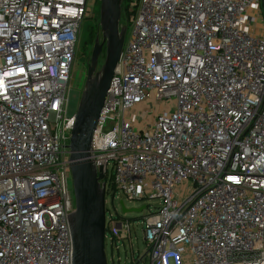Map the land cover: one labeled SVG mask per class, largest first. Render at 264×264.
Wrapping results in <instances>:
<instances>
[{
    "label": "built area",
    "instance_id": "2783aa9c",
    "mask_svg": "<svg viewBox=\"0 0 264 264\" xmlns=\"http://www.w3.org/2000/svg\"><path fill=\"white\" fill-rule=\"evenodd\" d=\"M122 6L90 159L106 191L160 200L135 259L264 264V0ZM90 17L87 0H0V264H72L66 109Z\"/></svg>",
    "mask_w": 264,
    "mask_h": 264
},
{
    "label": "water",
    "instance_id": "95a60500",
    "mask_svg": "<svg viewBox=\"0 0 264 264\" xmlns=\"http://www.w3.org/2000/svg\"><path fill=\"white\" fill-rule=\"evenodd\" d=\"M122 0H99L98 33L94 38L86 76L77 101L68 144V168L74 208L68 215L72 241V264H106L104 254L105 187L104 173L91 155V140L110 80L119 62L126 27L121 25ZM104 57L98 68L102 47ZM121 211L140 212L146 206ZM158 210L157 207L154 208ZM134 259L132 264H138Z\"/></svg>",
    "mask_w": 264,
    "mask_h": 264
},
{
    "label": "rangeland",
    "instance_id": "374dc122",
    "mask_svg": "<svg viewBox=\"0 0 264 264\" xmlns=\"http://www.w3.org/2000/svg\"><path fill=\"white\" fill-rule=\"evenodd\" d=\"M87 5L91 10V17L84 19L82 22L81 33L76 44L75 59L72 66L71 89L69 92V101L66 112L69 116L73 115L80 91L86 76L87 64L90 57L92 44L85 43L89 26L95 25L93 17L98 12L99 4L96 0H87ZM122 25V24H121ZM125 26V25H124ZM131 32V24L126 26V35L124 46L128 42ZM98 33V31H97ZM103 59H99L98 68ZM110 170V165L108 166ZM122 201L125 209L139 208L143 205L146 207L140 212L123 213L119 202ZM160 204L157 198L129 199L120 190H107L105 193V223L110 225L118 219L129 221L130 233L126 238H114L109 231H106L104 238V254L106 264H130L133 259L140 258L146 252V244L143 240V217L149 211H153ZM110 216L112 221H110ZM138 264H149L148 256H145Z\"/></svg>",
    "mask_w": 264,
    "mask_h": 264
},
{
    "label": "trees",
    "instance_id": "16d2710c",
    "mask_svg": "<svg viewBox=\"0 0 264 264\" xmlns=\"http://www.w3.org/2000/svg\"><path fill=\"white\" fill-rule=\"evenodd\" d=\"M96 4L97 5L99 4V0H96ZM93 17L95 18V25H93L92 27L89 26V28H88V32H87V36H86V40H85V43H87V44H93L94 38L97 35V31H98V26H97L98 12H96V14H94ZM124 20H125V15H124V9L122 6L121 7V18H120V23L122 25H125ZM104 50H105V46L102 47V53H101L100 59H103V57H104ZM108 186H109L108 189L114 190V188L112 186H110V185H108Z\"/></svg>",
    "mask_w": 264,
    "mask_h": 264
},
{
    "label": "flooded vegetation",
    "instance_id": "af4514ba",
    "mask_svg": "<svg viewBox=\"0 0 264 264\" xmlns=\"http://www.w3.org/2000/svg\"><path fill=\"white\" fill-rule=\"evenodd\" d=\"M101 58V57H100ZM133 261H134V259L132 260V262L130 263V264H132L133 263Z\"/></svg>",
    "mask_w": 264,
    "mask_h": 264
}]
</instances>
